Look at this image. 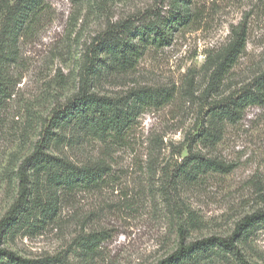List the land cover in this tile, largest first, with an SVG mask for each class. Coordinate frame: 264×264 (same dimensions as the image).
I'll use <instances>...</instances> for the list:
<instances>
[{
  "label": "rangeland",
  "instance_id": "rangeland-1",
  "mask_svg": "<svg viewBox=\"0 0 264 264\" xmlns=\"http://www.w3.org/2000/svg\"><path fill=\"white\" fill-rule=\"evenodd\" d=\"M175 8L189 22L170 44L148 48L133 70L103 69L89 86L111 97L161 87L173 92L172 99L147 108L126 141L114 146L59 130L47 152L79 165L104 163L110 179L101 188L64 195L54 222L4 239L1 248L27 260L52 256L81 264L75 237L105 230L108 238L91 264H155L180 240L229 235L244 215L264 210V105L222 123L213 143L199 142L214 101L264 69V0H44L43 11L20 36L0 40V217L17 196V169L41 139L52 108L80 88L96 36L109 23H136ZM242 22L246 47L211 86L215 64ZM189 150L220 162L225 171L183 178L178 167ZM239 251L242 261L229 254L205 264H264V228Z\"/></svg>",
  "mask_w": 264,
  "mask_h": 264
},
{
  "label": "trees",
  "instance_id": "trees-1",
  "mask_svg": "<svg viewBox=\"0 0 264 264\" xmlns=\"http://www.w3.org/2000/svg\"><path fill=\"white\" fill-rule=\"evenodd\" d=\"M43 9L44 0H0V40L9 36H20ZM188 22L189 15L175 8L165 15L144 18L136 23L127 19L109 23L96 36L85 54L81 70L84 76L81 77L80 88L64 103L52 108L49 124L42 129L41 139L19 164L17 196L0 217V243L19 233L34 234L48 222H54L64 195L76 190H95L108 182L110 173L104 163L79 165L49 153L46 149L49 144L56 143L59 139V130L91 135L108 146L126 141L140 114L147 108L168 103L173 92L161 87L141 86L124 95L111 97L91 91L90 82H95L103 69L112 72L135 69L148 48L170 44L174 34ZM232 34L231 41L215 64L211 74V86L213 83L219 84L225 78L246 47L245 23H240ZM263 105L264 69L237 91L214 101L208 112L209 123L199 133V142L213 143L219 138L222 123L236 122L248 107ZM224 169L220 162L206 159L191 150L178 167L183 178L208 170ZM259 228H264L262 209L240 218L229 235H213L189 242L180 240L169 254L155 264H205L213 258H224L229 254L237 261H242L239 245ZM179 233L181 236V228ZM107 238L105 230L79 233L74 242L78 247L81 264H91ZM0 264L72 263L52 256L27 260L7 248L0 247Z\"/></svg>",
  "mask_w": 264,
  "mask_h": 264
}]
</instances>
